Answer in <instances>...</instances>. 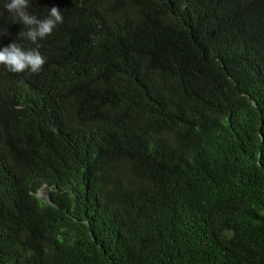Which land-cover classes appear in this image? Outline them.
<instances>
[{"label": "trees", "instance_id": "obj_1", "mask_svg": "<svg viewBox=\"0 0 264 264\" xmlns=\"http://www.w3.org/2000/svg\"><path fill=\"white\" fill-rule=\"evenodd\" d=\"M52 7L0 65V264H264V0Z\"/></svg>", "mask_w": 264, "mask_h": 264}, {"label": "clouds", "instance_id": "obj_2", "mask_svg": "<svg viewBox=\"0 0 264 264\" xmlns=\"http://www.w3.org/2000/svg\"><path fill=\"white\" fill-rule=\"evenodd\" d=\"M29 6L30 0H9L4 5L13 14L14 22H19L26 28L19 33V37L27 38L37 45L36 48L25 50L12 42L0 49V65L14 73H39L42 70L46 58L39 51L38 41L50 36L57 25L63 23V15L58 7H52L45 18L38 19L36 15L28 12Z\"/></svg>", "mask_w": 264, "mask_h": 264}, {"label": "water", "instance_id": "obj_3", "mask_svg": "<svg viewBox=\"0 0 264 264\" xmlns=\"http://www.w3.org/2000/svg\"><path fill=\"white\" fill-rule=\"evenodd\" d=\"M254 104H255V102H254ZM42 190H43V188L39 189L37 195H41V194L44 195L45 198H46V200H47L49 203H52L51 200H50V198H49V194H48V193H42V192H43Z\"/></svg>", "mask_w": 264, "mask_h": 264}, {"label": "rangeland", "instance_id": "obj_4", "mask_svg": "<svg viewBox=\"0 0 264 264\" xmlns=\"http://www.w3.org/2000/svg\"><path fill=\"white\" fill-rule=\"evenodd\" d=\"M43 192L42 193H46V191H45V189L43 188V190H42ZM42 195V194H41Z\"/></svg>", "mask_w": 264, "mask_h": 264}]
</instances>
